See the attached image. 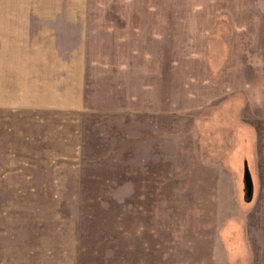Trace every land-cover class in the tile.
I'll list each match as a JSON object with an SVG mask.
<instances>
[{
	"label": "rangeland",
	"instance_id": "obj_1",
	"mask_svg": "<svg viewBox=\"0 0 264 264\" xmlns=\"http://www.w3.org/2000/svg\"><path fill=\"white\" fill-rule=\"evenodd\" d=\"M27 1L0 264H264V0Z\"/></svg>",
	"mask_w": 264,
	"mask_h": 264
},
{
	"label": "crops",
	"instance_id": "obj_2",
	"mask_svg": "<svg viewBox=\"0 0 264 264\" xmlns=\"http://www.w3.org/2000/svg\"><path fill=\"white\" fill-rule=\"evenodd\" d=\"M10 3V6L8 4V2ZM28 3L27 0H12V2L10 0H0V4L1 7L4 9L2 10V12L5 15L4 19L5 21L2 23L0 21V29L4 32H7L9 34V36H5L4 34H0V37L2 39H4L5 37L9 39L12 38H16V35H11L10 33L14 32L16 33V31H19L20 29H22V25H21V18L23 16H21L18 12L21 10V8L24 7V5H26ZM7 7V8H6ZM14 9V13H11V11ZM4 32V33H5ZM4 35V36H3ZM11 43V41H10ZM9 45V46H8ZM2 44L3 47V53L2 55H0V101H3V103H6L8 101H18L20 100L18 97L20 96L18 94V91L20 92V89H18L19 87H21L22 89V85L23 83L20 82V80L18 79L20 76L16 73L18 70L20 71V68L25 67L26 65V58L25 57H21L20 53L22 51V49L20 47H17V45H10V44ZM12 46V47H11ZM14 46V47H13ZM9 48V50H7V48ZM7 51L11 54H18V57H13V59H10L9 61H7L8 58H6V53ZM9 62V63H8ZM8 63V64H7ZM10 70H16L14 72H9L7 73V71ZM20 73V72H19ZM7 76H11V78L9 77V85H15L18 89L17 92L14 93V97L13 99L5 97L6 93H5V86H7ZM22 84V85H21ZM32 85H36V84H32ZM26 86V84H25ZM36 87V86H35ZM10 95V93H9ZM12 95V94H11ZM32 98L28 99L29 101ZM35 101V100H34Z\"/></svg>",
	"mask_w": 264,
	"mask_h": 264
}]
</instances>
